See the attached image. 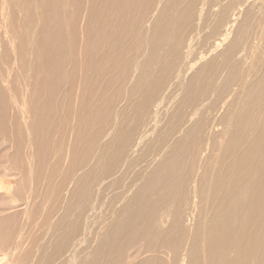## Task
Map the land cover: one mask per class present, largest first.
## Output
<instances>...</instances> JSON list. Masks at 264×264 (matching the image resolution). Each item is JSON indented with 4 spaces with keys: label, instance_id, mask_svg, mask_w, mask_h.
<instances>
[{
    "label": "bare ground",
    "instance_id": "obj_1",
    "mask_svg": "<svg viewBox=\"0 0 264 264\" xmlns=\"http://www.w3.org/2000/svg\"><path fill=\"white\" fill-rule=\"evenodd\" d=\"M154 1L0 0L1 54L12 55L22 76L31 72L18 96L0 69V159L12 150L1 168L29 181L23 199L17 193L21 217L0 216V264L31 254L10 257L28 233L25 223L34 222L32 184L52 195L47 214L58 209L54 230L39 238L51 232L48 260L264 264V0H157L147 18ZM213 5L214 25L199 41ZM17 13L19 41L3 40L8 27L14 34ZM201 41L207 48L199 51ZM136 51L142 61L118 103L122 89L113 94L116 87L102 81L123 79ZM58 84L70 86L66 101ZM163 108L171 115L158 127ZM149 157L127 188L117 179L125 191L98 217L119 172ZM7 190L0 180V214ZM74 207L78 213L63 222L60 212Z\"/></svg>",
    "mask_w": 264,
    "mask_h": 264
},
{
    "label": "rangeland",
    "instance_id": "obj_2",
    "mask_svg": "<svg viewBox=\"0 0 264 264\" xmlns=\"http://www.w3.org/2000/svg\"><path fill=\"white\" fill-rule=\"evenodd\" d=\"M156 2H157V0H155L154 4L149 7L148 14L146 16L147 18L151 16V13H152V11L154 9V6H155ZM211 7L213 8L211 10V12L208 13V14H205V16H204V19H207V21L206 22L202 21V23L199 26L200 31H202L200 33L199 41L202 39L204 34H206V33H208L210 31V27L212 25V22H213V25H214L215 18H216L217 6L213 5ZM20 16L21 15L18 14V17L16 18V20H14L15 21V23H13V26L15 28V29H13L14 30V34L12 32V28L8 27L10 29V34L6 35V37L4 36L3 40H6L10 36V38H14L15 43H17L19 41L18 38H20L21 34L23 33V28L21 27V24L19 25ZM33 29H34V26H32L27 32L28 41H31V39H32L31 38L32 37V33L31 32H32ZM0 32H3V31L0 30ZM144 32H146V27H144V29H143V33ZM3 35L4 34H2L1 36H3ZM24 38H25V36H24ZM2 43H3V41H2ZM206 48H207L206 47V43L202 42V41H201V44L198 47H195V49H197L199 51L205 50ZM3 51H4V48L0 47V56H1V58H0V69L2 71L8 70L10 72L9 79L13 83V88L12 89L15 91V94H17L19 96L20 92L22 91L21 88L23 87V85L25 83L31 81V79L29 78V75H30L31 72L27 71V72H25V75L22 76L21 75V71L17 70V67H13V65H12V55L10 53H8L6 55V57H5V56H3L1 54ZM195 53H196V51H195ZM2 56H3V58H2ZM142 56H141V53L139 51H136L135 53L132 54V56H129V66L127 67L128 71H127V69L123 70V74H125L123 79H120V78L119 79H113V78H104L103 79L102 84H101L102 86L104 84H106V83H110V84L114 85V87H116L114 90H112L113 94L118 89L119 90L122 89V95H121V98L120 97L118 98V103L122 102V99L124 97L123 96L124 90L130 85V80H131V77L133 75V70H134V68L137 65H139L141 63ZM120 70H122V67H119L118 69L115 70V72H116L115 75H119L120 74ZM57 86L59 87V90H57V93L59 95L57 97H61L62 100L64 98L63 101H66L69 98V96L67 97V95H66V91L69 90L70 86L65 85V84H63V85L58 84ZM100 95H101V97H100V106L103 107V105H104L103 91H100ZM108 99H110V96H109V98H107V100ZM214 100H215V98L213 99V101ZM206 106H204V107H206ZM115 109H116V106L114 107L112 113H114ZM162 112L163 113L160 114V117H159L160 122L158 124V127L163 126L166 123V121L168 120V118L170 117V115H171L169 109H167V108H163ZM213 114H215V112H213ZM213 114H211V116H213ZM111 122H112V120H111ZM110 125L111 124H109L107 126V128ZM219 127L221 128V126H219ZM51 137H52L53 140L59 138V143L62 142V144H60L62 147H64L66 145V141L61 137V135L53 133L51 135ZM143 152H144V146H141L140 148L137 149V153L135 155V159L140 158L141 154ZM11 153H12V150L8 151L7 154H4L5 155L4 158L2 160L0 159V180L3 181V187H9V190H7V192L9 191V193H10V194L6 193V196L8 195L9 197L7 199H5V201L3 202L2 209H4L5 212L3 214H0V216L1 215L2 216L3 215L6 216V215H9V214L16 215V213H19V216L21 215L22 210H23V206L21 205L22 201L19 200L20 196L17 197V193L21 192L22 196H21L20 199H23V195H25V193H27L28 186H29V181L27 180L25 174L24 175L23 174H21V175L18 174L16 176L13 175L12 177H10L12 175V173L15 174L16 172H11L9 170V168H6V169L1 168V164L2 163H3L2 167H5V166L8 165L7 162H6V157L11 155ZM152 157H149L147 162H144L143 164L141 163L138 166H135V163H134L133 166L131 167V169L128 172H126L125 169H123V170H121L119 172V175L114 179L115 183H112L110 185V187L108 189H106V191L104 192L105 197L107 196L108 199H104L105 200V201H103L104 204L102 203L100 205L102 207H99V205H98V208H101L100 209L101 211L97 208V211H96L97 215H98L99 212H101L100 213L101 216H107V214L112 210L111 205H109L107 201L111 200L112 197L115 195V193H120V191L121 192L125 191V187L128 186L127 184H130V182H131L130 180L133 177H135L137 175V173L139 172V167L143 166L145 168V165L151 161ZM119 177H123L125 179L124 180L125 187L123 185V187H122L123 189L119 188L120 184L117 183V179H119ZM126 181H127V183H126ZM32 186H33L32 187L33 190L37 191V195L36 194L34 195V197L32 199V202H31V205L35 207V211L33 213L34 222L25 223L24 227H26L25 230L28 228V233H27V231L26 232L24 231L25 235H24V237H22V240H21L19 246L17 247L16 252L14 254H12L10 257H11L12 261H20L24 251L26 249L32 248L31 249V254L21 264H61L62 260H63V257L59 258L56 261L54 260L55 261L54 262L53 260H48L47 256H45V253L48 251V249H47L48 242L51 240V232L49 231L48 236H46V239L43 242L41 240H39V238L42 236V234L45 233V231L48 228L51 229V230H54V228H55L54 225L53 224L50 225V221H51L50 219H51V217L53 215H56L58 209L56 211H54L53 213L48 210L49 214H47V207H46L45 203L47 201H48V203L51 201L52 195L47 194L46 193V189L44 187L39 188V186L37 184H34V185L32 184ZM62 196H63V192L61 193V198H62ZM1 205H2V202H0V207H1ZM76 210H77V207H74L68 213L64 212V211L60 212V217L59 218L63 219V222H68L69 218L75 216V214L78 213V212H76ZM99 215H98V217H99ZM47 217H48V220H47ZM17 224H18V222H17ZM17 224H16V226H17ZM62 227H63V224L61 223V225L58 228V231L56 232V234L60 233V230L62 229ZM16 231H17V229L15 228V230L13 231L12 238H11L12 241L14 240V237L16 235L15 234ZM36 238L38 240H36ZM89 238H90V240H93V238L92 239H91V237H89ZM90 240L87 239L88 244H89ZM85 245L86 244H84V247H85ZM20 248H22L21 252L19 251ZM37 248H39V250H37L38 256H36V259L34 261H32V258H33L32 255H33L34 251ZM90 251L91 250L88 249V250H86L85 252H83L81 254V256H82L81 257V263L89 259Z\"/></svg>",
    "mask_w": 264,
    "mask_h": 264
}]
</instances>
